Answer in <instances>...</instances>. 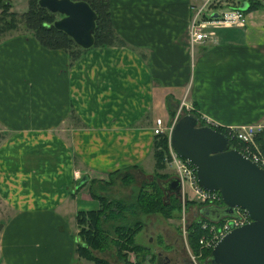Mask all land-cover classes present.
Listing matches in <instances>:
<instances>
[{"label": "crops", "instance_id": "obj_1", "mask_svg": "<svg viewBox=\"0 0 264 264\" xmlns=\"http://www.w3.org/2000/svg\"><path fill=\"white\" fill-rule=\"evenodd\" d=\"M195 2L111 0L125 43L90 48L71 65L65 50L46 48L27 28L2 35L0 264H76L77 213L101 208L92 179L137 166L152 178V126L168 117L167 95H183L223 127H264V0L245 12L244 24L218 27L204 41L189 35ZM258 137L264 141V131ZM144 232L156 263L172 264L171 243Z\"/></svg>", "mask_w": 264, "mask_h": 264}, {"label": "water", "instance_id": "obj_2", "mask_svg": "<svg viewBox=\"0 0 264 264\" xmlns=\"http://www.w3.org/2000/svg\"><path fill=\"white\" fill-rule=\"evenodd\" d=\"M39 3L62 14L54 24L81 46L87 48L94 44L97 12L86 0H39ZM240 7L246 8L247 2L242 1ZM211 15L216 16L217 12ZM169 141L178 155L193 164L198 184L220 193L225 206L203 208V215L213 212L212 221L218 222L224 216L233 215L234 208L238 207L250 218L217 241L211 249L209 263L264 264V168L230 146L226 133L211 125L199 124L198 116L192 112L180 115L173 122ZM87 179L84 176L80 183ZM160 185L166 195L181 196L178 177H171Z\"/></svg>", "mask_w": 264, "mask_h": 264}, {"label": "trees", "instance_id": "obj_3", "mask_svg": "<svg viewBox=\"0 0 264 264\" xmlns=\"http://www.w3.org/2000/svg\"><path fill=\"white\" fill-rule=\"evenodd\" d=\"M97 12L96 28L94 32L95 41L90 47H83L65 30L58 28L54 21L58 18L57 12L51 11L46 6L39 3V0H28V9L21 13V18L27 29L31 30L32 35L43 46L49 49L65 50L69 56V64H73L82 54L93 47L107 46L117 43H125L118 35L111 19V0H86ZM247 2V7L243 8L244 12L263 6L261 0H243ZM0 6L3 8L0 12V41L2 35L11 28L18 27V13L11 11L12 3L10 0H0ZM193 113L197 116L200 114L194 107ZM173 115V112L171 113ZM217 129L226 133V129L221 125L215 126ZM259 140L262 141L260 137ZM264 146V141L261 142ZM236 139L230 138V145L240 148ZM168 153V137L166 134L154 135L153 137V156L155 167H165V155ZM121 169L117 168L111 171L110 180L105 182L100 179H92L90 188L91 196L101 203L98 210H90L87 213L92 220V230L83 231L82 237L85 239L83 244L77 245V250L82 257L93 259L94 264H111L108 258L101 255V252L107 248H114L117 258L123 261V264H146L147 255L149 264L156 263V254L153 253L149 246L139 244L135 241V235L144 225L143 215L158 213L165 218L172 216V211L181 208L180 200L175 194H165L160 183L167 180L171 174L160 172L156 180L154 177L145 183L136 193L134 199L125 200L122 197L109 198L97 194V188L101 186L113 185L115 174ZM132 179L130 173L125 182ZM106 183V184H105ZM100 184L101 186H95ZM148 187V189H147ZM102 188V187H101ZM103 189V188H102ZM197 205H206L189 201ZM223 206L219 201L215 206ZM86 212L79 211L77 220L82 222ZM203 221V218H201ZM193 221L189 226L188 243L194 254L201 253L199 262L201 264L209 263L210 249H199V238L205 231L202 230L200 221ZM116 221V222H115ZM120 221V222H119ZM203 250V251H202ZM134 252L137 259L135 262L128 260V252Z\"/></svg>", "mask_w": 264, "mask_h": 264}, {"label": "built area", "instance_id": "obj_4", "mask_svg": "<svg viewBox=\"0 0 264 264\" xmlns=\"http://www.w3.org/2000/svg\"><path fill=\"white\" fill-rule=\"evenodd\" d=\"M239 0L231 2L230 0H202L201 3L195 2L191 4L194 9L191 14L189 35L191 41H204L215 38L216 28L231 26L233 24H244L245 13L239 7ZM213 11L217 12L216 16H212ZM182 105L186 108H191V105L186 104L182 99ZM202 123L216 126L218 123L206 117H201ZM172 122L168 123L161 117L154 119L152 132L155 135L169 134ZM229 138L236 139L240 145V150L250 159L264 167V146L256 139L258 133L264 130L262 124H237L227 125L224 127ZM165 163L172 169V172L177 176L182 185L183 195L185 189L191 190L193 200L216 205L221 201V196L218 191H208L202 188L196 179L195 167L187 159L179 156L172 148L168 140V153L165 155ZM235 212L231 216L225 217L221 222L200 221L201 228L205 231L206 236L199 238L201 249H212L213 246L232 228L241 226L250 221L247 212L241 208H234ZM201 255V253L199 254ZM198 254H191V262L200 264ZM200 258V257H199Z\"/></svg>", "mask_w": 264, "mask_h": 264}, {"label": "rangeland", "instance_id": "obj_5", "mask_svg": "<svg viewBox=\"0 0 264 264\" xmlns=\"http://www.w3.org/2000/svg\"><path fill=\"white\" fill-rule=\"evenodd\" d=\"M195 1H198V3L202 2V0H194V2ZM230 1L235 2V0H230ZM10 2L12 3L10 10L18 13L19 24H18V27L11 28L9 30L23 31V29H26V26L21 18V13H23L25 10L28 9L29 2L28 0H10ZM2 9L3 8L0 6V12L2 11ZM193 12H194V9H192V14ZM61 16L62 14L57 12V17L59 18ZM13 29H16V30H13ZM182 98H184L183 95L181 96V99L179 101H175V97L171 94L165 97V99L163 100L164 103L162 105V108L163 107L166 108V112H168V117H167L168 119L166 118V121L173 122L180 115L186 112H193L194 106L192 105V103L190 104L192 109L185 108V106L182 105L181 103ZM174 102L178 103L176 107H175ZM172 112H173V115H171ZM156 117H161L162 119L164 118L162 114ZM166 167H167V164L163 168H156L155 160H154V171L151 173L152 179L154 177L156 178V180L160 179V177H157L158 173L160 172L172 173V169L166 168ZM144 172L145 171L141 169L139 166L129 168V169L127 168L121 169L119 172L115 174V177L113 179V185H108V187L104 185L101 186L100 184L95 185L97 187L101 186L103 188V189L101 187L97 188V194H99L100 196H105L109 198L122 197L125 200H132L134 199L137 191L143 185H145V183L148 182L147 180H150L148 179V174ZM128 173L131 174L132 179H130L129 182H125V180L128 177ZM100 180H104L105 182H108L110 180V174H109V179H100ZM185 191L186 193L184 196L181 195L180 197H178L180 200L179 202L181 204V208L173 210L172 216L170 218H165L158 213H151V214L143 215L144 225L138 232V236H137V239L139 241L141 240L142 245H144L146 240L143 234L141 233V231L145 227L147 232H144V234L147 235V234L152 233L155 238V242L159 241V243L165 244V241L168 240V242L171 243V245L169 246L165 245V247L167 249L170 248L169 250L166 251V253L168 254V257L171 259L172 264H184V262L191 261V254H193L194 256L196 255L194 254V252L192 251L188 243L189 226L191 223H193V221H196L202 216L199 214L198 215L194 214V211L197 210V208H199L200 205H197V203L194 204V203L189 202V201H194L192 200L193 193L191 192V190L187 191V188H186ZM84 212H86L84 216V220L82 222L78 221V233L77 234L79 235V241L77 242V245H80V243L83 244L85 242V239L82 237V234H83L82 232L92 230V220L90 218V215L87 213L88 211H84ZM211 216L215 217V213L212 212ZM147 225H150L153 228L147 229ZM206 234L207 233L203 232L201 236H206ZM80 237H82V239H80ZM198 244H199V249H201L202 247L199 241H198ZM109 251H110V248L104 249V251L101 252V255H104L105 253L107 254ZM199 257H202V256L199 255L198 259ZM105 258H108L111 264H123V261L117 258L116 253H114L113 256H106ZM81 259L82 260L84 259L85 264H94L93 259H90L88 257H82L77 250V257L75 259V263L78 264Z\"/></svg>", "mask_w": 264, "mask_h": 264}]
</instances>
